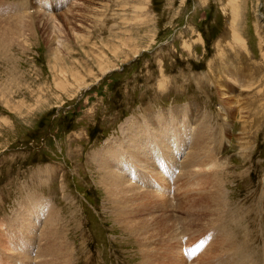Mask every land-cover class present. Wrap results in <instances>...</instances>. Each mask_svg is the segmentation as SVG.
Masks as SVG:
<instances>
[{
  "label": "rangeland",
  "instance_id": "374dc122",
  "mask_svg": "<svg viewBox=\"0 0 264 264\" xmlns=\"http://www.w3.org/2000/svg\"><path fill=\"white\" fill-rule=\"evenodd\" d=\"M20 4L38 29L0 39V264H172L175 234L190 264H264V0H0V32ZM48 231L69 259L41 258Z\"/></svg>",
  "mask_w": 264,
  "mask_h": 264
},
{
  "label": "bare ground",
  "instance_id": "6f19581e",
  "mask_svg": "<svg viewBox=\"0 0 264 264\" xmlns=\"http://www.w3.org/2000/svg\"><path fill=\"white\" fill-rule=\"evenodd\" d=\"M21 5V4H20ZM22 6V5H21ZM42 6V5H41ZM3 7V6H2ZM16 7H18V6H16ZM40 7V6H39ZM6 8V7H5ZM10 8V7H9ZM12 8V7H11ZM10 8V9H11ZM27 7L26 6H22V7H19L18 9H12V10H15V11H18L19 13L20 12H23V14L24 15H21L20 14V16L22 17V18H19L18 20H15L14 22L12 21H9L8 23H9V25H16V27H13L12 29H14L15 31H13L12 29H9L10 31H8V30H5V31H2V32H0V39H1V41H3V38H6V40H7V38L8 37H14V36H19V35H21V36H25L26 37V34L27 33H34L35 34V31H37V29H38V26H36V24H35V22H34V20H32V19H30V17H32V15L30 14V13H27V12H25V11H27V9H26ZM1 9H3V8H1ZM42 10V9H41ZM41 10L40 9H37V11L35 12L36 14V17L38 18V17H40V18H42V17H46V16H48V15H46L44 12H41ZM29 11V10H28ZM10 12H12V11H10ZM10 12H8V13H10ZM72 14V13H71ZM2 17H4V16H2ZM2 17H0V19L2 18ZM35 17V18H36ZM65 17V16H64ZM11 18V17H10ZM9 18V19H10ZM17 18V17H16ZM34 18V19H35ZM53 19V18H51V17H48V19ZM43 19V18H42ZM66 19H68L67 18V16H66ZM65 19V20H66ZM12 20V19H11ZM27 20H29V21H27ZM55 20V19H54ZM40 23V21H38V24ZM6 25H8V24H6ZM3 27V25L1 24L0 25V28H2ZM53 27H55V26H53ZM241 27V26H240ZM73 31H75L74 29H72ZM237 31H238V29H237ZM236 31V33H234V35H235V41H236V47L238 46V48L240 49V52L241 53H243V49H246V45L245 44H243V42H242V39H241V35H240V33H238ZM10 33H11V35H10ZM75 33V32H74ZM13 34V35H12ZM30 36H33V34H30ZM27 37H28V35H27ZM13 39V38H12ZM8 40H9V38H8ZM10 41V40H9ZM8 43V42H7ZM0 45H1V43H0ZM12 46V45H11ZM232 46V45H231ZM239 46H241V47H239ZM3 48H5L4 46L3 47H0V50L3 52L4 50H3ZM9 48V47H8ZM7 48V49H8ZM232 48V47H231ZM6 50V49H5ZM234 51V50H233ZM219 58V62H221V63H223V62H225L224 61V57L223 56H220V57H218ZM250 61V60H249ZM236 63V65H238V66H242V65H240V63L242 62V60H240L239 58H238V60L236 59V61H235ZM252 62V61H251ZM243 63H244V61H243ZM235 64L233 65V66H230L229 68H228V70L226 71V70H224V72L223 73H227V75H225L224 77H225V79H226V81L228 82V80L227 79H229V81L230 82H233V83H237L238 85L241 83V82H243V81H246V79H242V78H240L239 76L237 77V73L235 72V71H242V67L240 68V67H237L238 69H236V66H235ZM251 64V63H250ZM218 65V64H217ZM248 67H250V65L248 64ZM220 68V67H219ZM245 68V67H244ZM221 71V70H220ZM248 71V70H247ZM245 73V72H244ZM240 74H241V72H240ZM247 75V74H246ZM258 76V75H257ZM223 81V80H222ZM224 82V81H223ZM250 82V81H249ZM225 83V82H224ZM255 83V82H254ZM254 83H252V84H254ZM251 84V85H252ZM246 85H248V83L246 84ZM222 86H224V84L222 85ZM227 86H228V84H227ZM242 86V85H241ZM247 87V86H246ZM261 87V86H260ZM229 88V90H230V87H228ZM260 89V88H259ZM262 90V89H261ZM260 90V91H261ZM223 91V90H222ZM231 91V90H230ZM227 96V95H226ZM233 100V99H232ZM203 120V119H202ZM163 121V120H162ZM152 123H151V125H148L147 127H151V126H154V131H156V133H158V134H160V135H164L165 136V138H168V136H169V134H170V126H172L173 125V123H172V121H171V123H169V127H168V123L165 125V123L166 122H168V120H164V122H162L161 123V119L160 120H153V121H151ZM199 123H201V121L199 122ZM198 123V124H199ZM129 124V123H128ZM126 125L127 127L126 128H124V131H123V134L124 135H126V140H127V142H129L128 144H127V150L129 151V153H131L132 154V156H134V157H132L134 160H137L138 162H139V164L141 165V167L142 166H144V165H148L149 164V161L147 160V158H145V159H143L142 160V158H140L139 157V152L140 151H142V149L140 148V147H142V145H143V141L140 139L139 140V137H138V134H139V132L140 131H137V129L139 128V126L136 124V123H130L129 125ZM160 125V126H159ZM195 126V125H194ZM174 128H175V126H173ZM198 127V126H197ZM193 128V127H192ZM197 129V128H196ZM199 129V128H198ZM209 129V128H208ZM153 131V132H154ZM194 132V131H193ZM141 133V132H140ZM210 134H211V132H210ZM196 135H197V133H196ZM195 135V136H196ZM202 135V134H201ZM214 135V134H213ZM203 136V135H202ZM212 137H214V136H212ZM182 138H183V136H182ZM206 138V137H205ZM208 138V137H207ZM213 139V138H212ZM205 140V139H204ZM182 141V140H181ZM208 141V140H207ZM209 141H211V138L209 139ZM215 141H216V139H215ZM211 143V142H210ZM206 145V144H205ZM208 145V144H207ZM207 145L206 146H203V147H205L206 149L208 148L207 147ZM169 146V145H168ZM211 146V145H210ZM141 149V150H140ZM208 150V149H207ZM207 150H205L206 152H207ZM210 150H211V147H210ZM212 150H213V148H212ZM202 151H203V149H202ZM209 151V150H208ZM204 152V151H203ZM205 152V153H206ZM209 152H211V151H209ZM209 152H207L208 153V155H210L209 154ZM213 152V151H212ZM107 154H109V156L111 155V153L112 152H106ZM206 153V154H207ZM213 154V153H212ZM197 155H199V149L197 148V147H194L192 150H191V155H188V156H186V158H185V163H186V166H188V167H190V166H192L194 163H195V161L197 160ZM136 156V157H135ZM203 156V155H202ZM207 156V155H206ZM212 156V155H211ZM201 157V156H200ZM209 157V156H208ZM207 158V157H206ZM200 159V158H199ZM202 159V158H201ZM214 161H215V158L213 159ZM105 161V160H104ZM199 161V160H198ZM217 161V160H216ZM215 161V164H217V162ZM154 162V161H153ZM201 162V161H200ZM215 164H214V166H215ZM201 165V164H200ZM212 165H213V162H212ZM107 166V168L105 167V170H103L102 172H103V181H102V183L104 184V186H105V189H106V191L107 190H110L111 188H116V189H118V190H120V192H118V194L119 195H122L123 197L119 200V202L121 203V204H123L124 205V203H126V199L127 200H129L127 197L129 196V194L131 195V193H133L134 194V192H135V190L136 189H138V188H136V186H134V185H131L130 184V182H129V180L128 181H126V179H124V175L125 174H123V172H121V173H119V172H117V171H115L111 166H109L108 167V165H106ZM139 166V165H138ZM204 168V167H203ZM213 168H215V167H213ZM205 169V168H204ZM207 170V169H206ZM180 171V170H179ZM209 171V170H208ZM132 172V171H131ZM188 172V171H187ZM204 172V171H203ZM184 173V172H183ZM142 175V174H141ZM160 175H162V174H160ZM192 175V174H191ZM213 176V175H212ZM164 179V178H163ZM166 179V178H165ZM215 179V178H214ZM215 180H217V179H215ZM105 181V182H104ZM172 181V180H171ZM111 182H114L113 184L111 183ZM129 182V183H128ZM218 182V181H217ZM216 182V183H217ZM213 183H214V181H213ZM219 183V182H218ZM217 183V184H218ZM217 184H216V186H217ZM137 185V184H136ZM138 186V185H137ZM215 188V187H214ZM180 190H181V188H180ZM156 191V190H155ZM147 192V194L146 195H148V193L150 194V195H152V196H154V197H156V199H158L159 200V205H160V207H161V209H162V207H166L167 206V197H165V196H161L159 193L157 194V193H152V191L150 192V191H146ZM221 192V191H220ZM117 194V196H119ZM135 194H138V193H135ZM110 195V194H109ZM151 196V197H152ZM137 197V196H136ZM141 197V196H140ZM221 197V196H220ZM139 198V197H138ZM142 199V198H141ZM216 200V199H215ZM219 200V199H218ZM130 201V200H129ZM133 201V200H132ZM188 201V200H187ZM217 201V200H216ZM32 202V201H31ZM39 202V201H38ZM46 202V201H45ZM49 202V201H48ZM135 202V201H134ZM223 202V201H222ZM173 203V202H172ZM217 203H219V201L217 202ZM39 204H41V203H39ZM130 204V203H129ZM174 204V203H173ZM35 205V204H34ZM37 205H38V203H37ZM42 205V204H41ZM51 205V204H50ZM132 205H133V203H132ZM159 207V208H160ZM49 209V208H48ZM158 209V208H157ZM215 209V208H214ZM155 210V209H154ZM160 210V209H159ZM212 210V209H211ZM210 210V211H211ZM142 211V210H141ZM207 211V210H206ZM207 213V212H206ZM53 216V215H52ZM51 216V217H52ZM48 217V216H47ZM186 218V217H185ZM53 220V219H52ZM59 220V219H58ZM49 221V220H48ZM54 222V221H53ZM48 223V222H47ZM52 223V222H51ZM217 223V222H216ZM16 224V223H15ZM46 224V223H45ZM44 224V225H45ZM49 224V223H48ZM54 224V223H53ZM121 224V223H120ZM226 226V225H225ZM44 227V226H43ZM42 228V227H41ZM44 228H46V226L44 227ZM47 229H48V227H47ZM46 229V230H47ZM215 229V228H214ZM42 230V229H41ZM59 230V229H58ZM45 231V230H44ZM56 231V230H55ZM210 231V230H209ZM47 232V231H46ZM54 232V231H53ZM56 233V232H55ZM59 233V232H58ZM58 233H57V235H58ZM177 233V232H176ZM48 234H49V231H48ZM41 235V234H40ZM40 235H39V238H40ZM56 235V234H55ZM55 235H54V233H50L49 234V236H48V238L50 239V243H46L45 245H43V250H42V255L43 254H45V255H43V256H41V258L42 259H45L46 257H48L47 255H50L49 253H52V252H50V249H52V251H53V253H54V255L56 256L57 254H58V256L56 257V258H66L67 257V255H66V253H65V251H64V249H65V247H66V242L65 241H62V242H60L59 243V240H55ZM169 235V234H168ZM7 236V235H6ZM41 236H44V235H41ZM227 236V235H226ZM45 237V236H44ZM42 238V237H41ZM53 239V241H52V239ZM171 238V237H170ZM44 239V238H43ZM174 239H175V243H173L174 245L172 246V248H171V250H172V252H168L167 254H168V256H169V258L171 259L172 258V260H174V263H172V264H188L189 263V261H187V259H186V257H185V253H184V249H183V246H182V243H181V241H180V239H179V235L177 234H175V237H174ZM227 239V238H226ZM231 239V238H230ZM179 241V242H178ZM230 241V240H229ZM45 242H46V240H45ZM48 242V241H47ZM54 242V243H53ZM53 243V245H51ZM180 243V245H178ZM226 244V243H225ZM229 244V243H228ZM213 245V244H212ZM221 245V244H220ZM226 246H227V244H226ZM234 246V245H233ZM8 247V246H7ZM179 247V248H178ZM187 247V246H186ZM229 247V246H228ZM8 248H10V247H8ZM236 248V247H235ZM4 249H6V248H4ZM3 250V249H2ZM10 249H8V251H9ZM0 251H1V249H0ZM7 251V250H6ZM5 251V252H6ZM11 251V250H10ZM206 251V250H205ZM204 251V252H205ZM208 251V250H207ZM1 252H3L4 253V250L3 251H1ZM209 253V252H208ZM241 253V252H240ZM1 254V253H0ZM9 254V253H8ZM18 253H16V255H17ZM154 254V253H153ZM227 254V253H226ZM12 255V253L10 254V257H12L11 256ZM23 255V254H22ZM15 256V255H14ZM53 256V255H52ZM52 256H49V257H52ZM205 256H206V254H205ZM208 256V255H207ZM206 256V257H207ZM236 256V255H235ZM21 257V256H20ZM28 257V256H27ZM48 257V258H49ZM54 257V256H53ZM71 256L69 255L67 258L69 259ZM144 257V256H143ZM147 257V256H146ZM244 258V257H243ZM6 259V258H5ZM8 259V258H7ZM53 260H54V258H52ZM52 259L50 260L51 262H52ZM207 259V258H206ZM210 259V258H209ZM212 259V258H211ZM31 260V259H30ZM35 260V259H34ZM17 261V260H16ZM31 261H33V260H31ZM47 261V259H45V262ZM49 261V262H50ZM63 261V260H62ZM201 261V260H200ZM205 261V260H204ZM209 261H212V260H208V261H206V264H212V262H209ZM250 261H251V258H250ZM35 262H37V261H35ZM34 262V263H35ZM54 262V261H53ZM65 262V261H64ZM196 262H198V261H196ZM195 262V263H196ZM226 262H228V261H226ZM23 264H24V262H22ZM48 263V262H47ZM58 263V262H57ZM60 263V262H59ZM66 263V262H65ZM145 263V262H144ZM203 263V262H202ZM215 263V262H214ZM36 264V263H35ZM53 264V263H52ZM56 264V263H55ZM60 264H63L62 262L60 263ZM190 264V263H189ZM198 264V263H197Z\"/></svg>",
  "mask_w": 264,
  "mask_h": 264
}]
</instances>
